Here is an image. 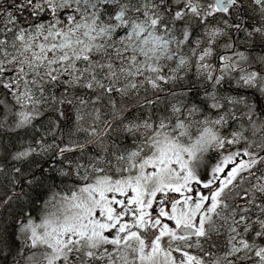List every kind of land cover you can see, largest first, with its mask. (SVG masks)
<instances>
[{
  "label": "snow or ice",
  "instance_id": "obj_1",
  "mask_svg": "<svg viewBox=\"0 0 264 264\" xmlns=\"http://www.w3.org/2000/svg\"><path fill=\"white\" fill-rule=\"evenodd\" d=\"M0 264H264V0H0Z\"/></svg>",
  "mask_w": 264,
  "mask_h": 264
},
{
  "label": "trees",
  "instance_id": "obj_2",
  "mask_svg": "<svg viewBox=\"0 0 264 264\" xmlns=\"http://www.w3.org/2000/svg\"><path fill=\"white\" fill-rule=\"evenodd\" d=\"M195 71V69H193V72ZM21 135H23V133H21ZM39 206H37L36 208H34L33 210H32V214L35 216V215H38L39 214ZM9 211H11V210H9ZM5 215L7 216L8 215V213L7 212H5Z\"/></svg>",
  "mask_w": 264,
  "mask_h": 264
}]
</instances>
